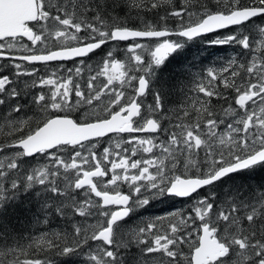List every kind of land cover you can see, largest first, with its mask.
<instances>
[{
	"label": "snow or ice",
	"instance_id": "6c2138e0",
	"mask_svg": "<svg viewBox=\"0 0 264 264\" xmlns=\"http://www.w3.org/2000/svg\"><path fill=\"white\" fill-rule=\"evenodd\" d=\"M198 43L239 52L170 84ZM260 172L264 0H0V264H264Z\"/></svg>",
	"mask_w": 264,
	"mask_h": 264
},
{
	"label": "trees",
	"instance_id": "16d2710c",
	"mask_svg": "<svg viewBox=\"0 0 264 264\" xmlns=\"http://www.w3.org/2000/svg\"><path fill=\"white\" fill-rule=\"evenodd\" d=\"M213 35L215 36L216 34ZM237 52H239L238 47L212 46L207 43H198L188 48L185 55L178 59L171 60V63L167 66L166 78L170 84L175 85L179 83L181 86L185 87L186 90L187 88H193L195 87V81H192L190 77H188L187 73L189 71L203 72V70L209 67H219L225 64L228 58L234 56ZM194 56L196 57L195 60H193ZM98 59L99 58L94 59L92 63L96 64ZM69 64H71V62H69ZM38 66L43 69V66ZM105 140H107V137ZM231 183L238 186H255L264 184V172L257 173L254 176L244 174L237 175L232 179ZM179 200L180 199L178 198L166 199V208L167 205L173 207L174 202L175 207L179 206ZM184 201L187 200L182 199V203H184ZM154 207L155 208H151L150 214L162 213L164 209H166L160 200L155 201ZM36 212L37 207L35 203L32 202L31 196H21L19 203L7 207L3 214V219L10 228L27 234L32 227L33 215ZM53 223L58 224L59 221H54ZM55 259L58 261V264H82V261L86 260V256H70L67 258L56 257Z\"/></svg>",
	"mask_w": 264,
	"mask_h": 264
},
{
	"label": "rangeland",
	"instance_id": "374dc122",
	"mask_svg": "<svg viewBox=\"0 0 264 264\" xmlns=\"http://www.w3.org/2000/svg\"><path fill=\"white\" fill-rule=\"evenodd\" d=\"M229 59V58H228ZM222 66V65H221ZM215 67V66H213ZM220 67V66H219ZM218 68V67H217ZM125 190H127V188H125ZM164 208H166V204L167 202L165 200L162 201ZM155 201L153 203V206L150 207V209L148 208L147 211L145 212V214L142 216V220H149V219H154L157 216H161V215H165L170 211L176 210V209H190L191 208V204L187 201H184V203L180 204L179 206L175 207V202H174V206L173 207H169V205H167V208L164 209V211L162 213H158V214H150V210L151 208H155ZM137 223H140V221H137Z\"/></svg>",
	"mask_w": 264,
	"mask_h": 264
},
{
	"label": "flooded vegetation",
	"instance_id": "af4514ba",
	"mask_svg": "<svg viewBox=\"0 0 264 264\" xmlns=\"http://www.w3.org/2000/svg\"><path fill=\"white\" fill-rule=\"evenodd\" d=\"M125 135H128V134H125ZM131 135H147V134H131ZM125 188H127L126 186L122 189L123 191H127V190H125ZM171 199V198H170ZM178 199H180L179 201H178V205H180V204H182V199L181 198H178Z\"/></svg>",
	"mask_w": 264,
	"mask_h": 264
}]
</instances>
